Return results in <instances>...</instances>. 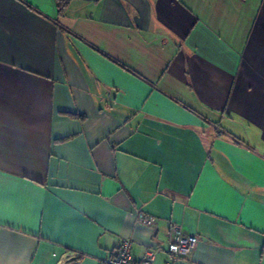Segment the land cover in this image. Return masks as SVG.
<instances>
[{"label":"crops","instance_id":"0c3cea01","mask_svg":"<svg viewBox=\"0 0 264 264\" xmlns=\"http://www.w3.org/2000/svg\"><path fill=\"white\" fill-rule=\"evenodd\" d=\"M170 225L264 264V0H0V264H164Z\"/></svg>","mask_w":264,"mask_h":264},{"label":"built area","instance_id":"2783aa9c","mask_svg":"<svg viewBox=\"0 0 264 264\" xmlns=\"http://www.w3.org/2000/svg\"><path fill=\"white\" fill-rule=\"evenodd\" d=\"M137 222L151 229L156 225L155 218L141 212H138ZM153 234H156L155 231ZM131 246L130 240H123L112 254L103 261V264H155V258L159 253L158 249L147 251L143 259L137 261L132 256ZM196 247L197 240L194 237L186 235L181 226L170 225L167 246L169 258L164 264H174L178 258H191Z\"/></svg>","mask_w":264,"mask_h":264},{"label":"trees","instance_id":"16d2710c","mask_svg":"<svg viewBox=\"0 0 264 264\" xmlns=\"http://www.w3.org/2000/svg\"><path fill=\"white\" fill-rule=\"evenodd\" d=\"M55 1V7H56V10H57V13L58 15H63L68 4L70 3L71 0H54ZM67 117H70V118H75L74 115H71V114H65ZM80 118V117H79Z\"/></svg>","mask_w":264,"mask_h":264}]
</instances>
